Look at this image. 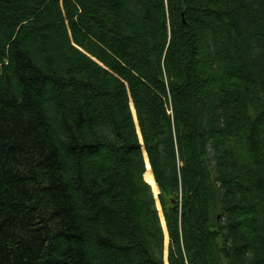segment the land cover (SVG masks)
<instances>
[{
    "label": "trees",
    "instance_id": "16d2710c",
    "mask_svg": "<svg viewBox=\"0 0 264 264\" xmlns=\"http://www.w3.org/2000/svg\"><path fill=\"white\" fill-rule=\"evenodd\" d=\"M0 264H264V0H0Z\"/></svg>",
    "mask_w": 264,
    "mask_h": 264
},
{
    "label": "rangeland",
    "instance_id": "374dc122",
    "mask_svg": "<svg viewBox=\"0 0 264 264\" xmlns=\"http://www.w3.org/2000/svg\"><path fill=\"white\" fill-rule=\"evenodd\" d=\"M131 108H132L133 116H134V118H135V122H136V124H137V128H138V120H137V115H136V111H135V108H134L133 103H132ZM151 171H152V170H151ZM152 173H153V171H152ZM156 184H157V182H156ZM149 185H150V183H149ZM157 187H158V184H157ZM159 193H160V189H159V187H158V195H159ZM158 200H159V199H158ZM159 206H160V208H158V210H159V213H160L161 221H162V223H164L165 219L163 218V212H162V207H161L160 202H159ZM163 219H164V220H163Z\"/></svg>",
    "mask_w": 264,
    "mask_h": 264
},
{
    "label": "water",
    "instance_id": "95a60500",
    "mask_svg": "<svg viewBox=\"0 0 264 264\" xmlns=\"http://www.w3.org/2000/svg\"><path fill=\"white\" fill-rule=\"evenodd\" d=\"M137 132H138V134H140V137H141V140H142V136H141V131H140V128H139V130H137ZM141 143L143 144V140L141 141ZM146 153V152H145ZM147 158H148V156H147ZM150 186L152 187V185L150 184ZM152 190H153V187H152ZM153 192H154V190H153ZM163 218H164V215H163ZM164 220V219H163ZM164 226H165V221H164ZM167 238H168V236H167Z\"/></svg>",
    "mask_w": 264,
    "mask_h": 264
}]
</instances>
